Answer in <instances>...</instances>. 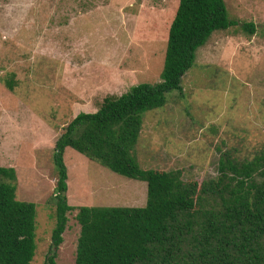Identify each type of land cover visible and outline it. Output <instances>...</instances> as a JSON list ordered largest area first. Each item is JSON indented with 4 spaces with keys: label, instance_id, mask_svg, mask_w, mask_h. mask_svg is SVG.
Masks as SVG:
<instances>
[{
    "label": "rangeland",
    "instance_id": "obj_1",
    "mask_svg": "<svg viewBox=\"0 0 264 264\" xmlns=\"http://www.w3.org/2000/svg\"><path fill=\"white\" fill-rule=\"evenodd\" d=\"M223 1L228 19L251 21L255 31L231 25L197 47L180 89L165 92L163 105L142 116L130 152L141 169L178 170L182 180L201 182L217 177L224 152L242 160L264 148V0ZM176 5L177 0H0V166L14 169L15 198L35 204L29 264H43L53 247L55 140L78 112H94L104 96L159 79ZM62 160L66 202L74 208L64 213L54 261L74 264L77 207L142 206L146 184L69 146ZM256 168L264 172V165ZM245 188L254 193L252 186Z\"/></svg>",
    "mask_w": 264,
    "mask_h": 264
},
{
    "label": "trees",
    "instance_id": "obj_2",
    "mask_svg": "<svg viewBox=\"0 0 264 264\" xmlns=\"http://www.w3.org/2000/svg\"><path fill=\"white\" fill-rule=\"evenodd\" d=\"M231 25L247 34L256 27L228 19L223 0H177L159 79L104 96L94 112H78L55 140L53 247L61 241L65 211L74 208L64 193L65 146L146 184L142 206L77 207L74 264H264V182L256 181L264 178V172L256 171L264 165V148L242 160L224 152L217 177L201 182L182 180L178 170L141 169L130 153L144 112L163 105L165 92L179 90L197 47L215 30ZM5 84L12 89L11 82ZM14 176L12 167L0 166V264H29L35 249V204L15 198ZM53 247L43 264H55Z\"/></svg>",
    "mask_w": 264,
    "mask_h": 264
}]
</instances>
